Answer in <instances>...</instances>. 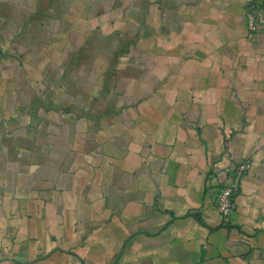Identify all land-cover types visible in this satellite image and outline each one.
Segmentation results:
<instances>
[{"label":"crops","instance_id":"0c3cea01","mask_svg":"<svg viewBox=\"0 0 264 264\" xmlns=\"http://www.w3.org/2000/svg\"><path fill=\"white\" fill-rule=\"evenodd\" d=\"M248 1L0 0V264H264Z\"/></svg>","mask_w":264,"mask_h":264},{"label":"built area","instance_id":"2783aa9c","mask_svg":"<svg viewBox=\"0 0 264 264\" xmlns=\"http://www.w3.org/2000/svg\"><path fill=\"white\" fill-rule=\"evenodd\" d=\"M244 20L247 27L248 38L256 33L264 35V0H250L244 5ZM248 162H240L225 174L228 184H222L220 176L223 173H214L209 176L206 192L210 196L211 204L216 207L222 224L226 225L227 218L235 207L236 196L242 176L248 169Z\"/></svg>","mask_w":264,"mask_h":264}]
</instances>
